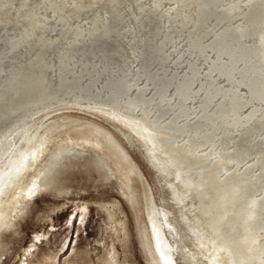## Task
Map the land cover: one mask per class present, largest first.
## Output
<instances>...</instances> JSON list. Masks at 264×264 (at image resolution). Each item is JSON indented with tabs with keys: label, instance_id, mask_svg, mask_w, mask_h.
I'll list each match as a JSON object with an SVG mask.
<instances>
[{
	"label": "bare ground",
	"instance_id": "obj_1",
	"mask_svg": "<svg viewBox=\"0 0 264 264\" xmlns=\"http://www.w3.org/2000/svg\"><path fill=\"white\" fill-rule=\"evenodd\" d=\"M252 1L251 3L254 2ZM259 1L255 8L261 7V11H264V0ZM43 2L48 4L44 13L48 19L42 22H29V28L40 32V35H30L23 28L13 24V27L17 28L16 47L8 53L7 58H2L10 74L6 78L0 77V152L6 143H11L12 147L7 152V154L10 152L8 156L0 159V230H7L12 226L13 217H18L28 200H31V196L40 193L44 188H56L53 183L41 184L38 176L43 167L52 164L54 168L59 169L62 163L71 162L72 158L80 156L81 154L72 147L76 143L88 144L97 150L105 149L114 159L116 154L120 169H125L128 176L129 169L130 171L132 169L115 135L103 125L92 120H79L71 115H61L48 121L52 117L51 112L42 115H39L42 112H36L39 111L40 105L65 99L77 88L65 85L58 92L53 87L55 80L49 82L46 78L50 80V75L55 76L56 80L63 79L62 77L75 63V53L85 52L83 48L86 46L77 43L83 42L84 39L91 40L95 34L101 37L99 29L103 26L99 15L90 14L92 9L88 11L79 9L73 14H65L62 9L53 7L57 0ZM124 2L131 7L136 0ZM156 2L161 6L159 19L161 26L168 27L169 15L179 14L175 21H171L176 25L171 31L188 33L189 37L195 35L203 23L207 24V30L212 28L213 24L216 26V23L223 25L218 32L220 35H216L218 39L236 28L242 29L243 35L247 36L246 26L253 24L257 19L256 14L253 17L250 14L248 0H212L215 4L212 8L200 7L202 0H156ZM3 3L9 7L0 11V19L5 21L18 19L20 12L18 0H3ZM162 5L167 9L163 10ZM189 11H192V14L186 15ZM178 18L180 19L177 20ZM86 20L90 23L84 25L79 22ZM154 20L157 19L153 17L147 21H140L133 18V21L128 23V28L133 32V29H136L135 25L139 24L143 28L139 29L144 30L145 25L148 27L149 21ZM47 55H53L55 62L46 60L44 56ZM233 55L243 57L242 52ZM40 77L44 79L41 81ZM123 81L107 79L101 83V89H96L97 91L93 90L94 83H87L83 85L85 94H80L84 99H76L79 104L75 105L95 112L113 126L115 122L119 123L121 127L127 129L128 135H135L140 139L151 167L170 177L177 200L191 201L190 229L197 252L207 257L208 264H251L250 256L255 254L258 259L260 258L258 264H264V240L260 246L255 245L259 232L264 231V153H251L253 159L250 165L238 167L243 159L241 156L246 153L241 150L240 145L239 148L235 143L229 145L224 134L222 136L218 129L209 126L198 127L190 122L187 123L190 131L182 142L177 141L175 137L185 127L184 121H181L179 114L165 116V110L167 111L169 107L172 109V106L177 109L191 98L188 86L178 85L174 92L177 103L170 104L172 95L164 94L162 91L170 85L169 81L162 82V89L156 88L150 96L142 93L143 91L131 94L130 86ZM85 100L88 102H81ZM25 125L29 127L20 137L8 142L14 131ZM206 141L218 144V151L212 150L204 155L197 153ZM45 156L48 157L45 159ZM30 173L33 175L30 176ZM136 176L144 186L141 175L137 173ZM125 189L129 190V180L126 181ZM122 194L136 204L130 192L123 191ZM147 201L150 202L148 199ZM245 202L249 203L247 209ZM240 219L247 224L249 221L250 226L253 224L252 227L257 231L256 236L251 234L248 238L250 244L247 247L242 242H245L244 239L237 238ZM151 222L154 223L153 220ZM155 230L154 235L157 234L158 227L157 231ZM158 236L154 238L156 243L154 252L158 264H175L172 261L174 256L171 258L169 251L164 250ZM161 250L163 254L160 252L162 255H157Z\"/></svg>",
	"mask_w": 264,
	"mask_h": 264
},
{
	"label": "rangeland",
	"instance_id": "obj_2",
	"mask_svg": "<svg viewBox=\"0 0 264 264\" xmlns=\"http://www.w3.org/2000/svg\"><path fill=\"white\" fill-rule=\"evenodd\" d=\"M253 1L250 14L252 17L255 14L258 17L261 7H255L260 1ZM142 2L143 0H136L137 5ZM162 7L163 10L167 9L165 5ZM190 14L192 11L186 15ZM178 15L175 13L169 15L168 27L161 26L159 20L147 22L146 40L136 41L137 33L145 31V29H137L136 25L133 32L124 33L125 37L131 36V40H104L98 34L92 35L91 40L84 39L83 42L77 43L86 46L83 48L85 52L75 53V63L62 77L63 79L56 80L55 76L50 75V80L46 78L49 82L55 80L53 87L57 91L65 85H73L72 87L77 86V88L73 89L65 99L40 105L39 111L36 112H42L39 115L51 112L52 117L48 121L61 115H71L79 120H92L103 125L115 135L132 169L131 171L129 169L128 176L125 169H120L116 154L114 159L105 149L97 150L88 144H74L72 147L81 154L80 156L72 158L71 162L59 164V169L54 168L52 164L43 167L38 176L41 184L53 183L56 188H44L40 193L31 196V200H28L18 217H13L12 226L7 230H0V264H3L5 257H7L6 264H158L155 256L156 243H154L156 235L160 236V242L164 250L169 251V256L171 258L174 256L172 261L175 264H201V262L208 264L207 257L197 252L190 229L191 201L177 200L170 177L151 167L148 154L140 139L135 135H128L127 129L121 127L119 123L115 122L113 126L95 112L75 105L79 104L76 99L82 98L80 94H85L83 85L94 83L93 90L97 91L96 89H101V83L107 79H123L124 84L130 86L131 94L143 91L142 93L148 96L152 95L156 88L161 90L162 82L169 81L170 85L162 91L164 94L172 95L170 104L177 103L174 95L177 86L187 85L189 93L192 94L191 98L184 101L177 109L172 106L173 110L170 107L165 110V116L179 114L181 121H184L185 127L175 137L177 141L182 142L190 131L187 126L190 122L198 127L209 126L218 129L222 136L224 134L229 145L235 143L238 148L240 145L241 150L246 153L241 156L243 159L238 167L250 165L253 159L251 153H264V133L254 130L253 135L246 138L243 143L236 140L233 135L234 132H239L240 125L264 126V107L257 103L243 110L230 111L226 108V103L229 102L230 96L234 95L231 89L225 91L217 87L215 94L211 91L210 85H219L224 81V75L215 71L216 64L222 63V52L218 47L208 44L205 36L210 33L211 37H215L213 41L215 43L219 40L216 35L223 25L216 23V26L213 24L212 28L207 30V24L203 23L195 34L199 37L198 42L189 40L185 43L181 39L184 33L171 31L172 28H176L172 22ZM79 22L84 25L90 23L87 20ZM91 44L94 45L90 46ZM44 57L50 62H55L53 55ZM236 57L233 55L234 60ZM42 79L44 78L40 77L41 81ZM225 88H227L226 84ZM28 127L29 125H25L17 128L8 142L20 137ZM10 145L11 143H6L3 146L0 152L1 160L10 153L7 154L12 147ZM217 148L218 144L206 141L197 153L204 155L212 150L218 151ZM47 157L45 156V159ZM247 160L249 162H246ZM137 173L141 175L144 186L137 178ZM32 175L33 173H30V176ZM125 180H129V190L125 189ZM123 191L130 192L136 204L125 198ZM245 205L247 209L249 203L245 202ZM83 206L87 210L81 217ZM152 220L154 223L151 222ZM240 222L237 238L244 239L245 242H242L247 247L250 244L248 238L251 234L256 236L257 231L252 227L253 224L250 226L249 221L247 224L240 219ZM154 230L157 231L156 235ZM259 233L255 245L260 246L264 240V231ZM70 240L72 250L61 260V253ZM160 252L162 253V250L158 251L157 255L163 254ZM250 257L251 264L259 263L260 258L258 259L256 254ZM200 258L204 260L201 261Z\"/></svg>",
	"mask_w": 264,
	"mask_h": 264
},
{
	"label": "snow or ice",
	"instance_id": "obj_3",
	"mask_svg": "<svg viewBox=\"0 0 264 264\" xmlns=\"http://www.w3.org/2000/svg\"><path fill=\"white\" fill-rule=\"evenodd\" d=\"M248 3L251 7V0H248ZM17 6L20 7L18 19L14 21L0 19V77L4 78L10 72L7 65L3 64L2 58H7L8 53L16 47L15 33L17 28H14L13 24L18 28H23L30 35L39 36L40 32L29 28V22H42L48 19L44 15L48 4L44 3L43 0H31V2L29 0H18ZM214 6L212 0H202L200 3V7L212 8ZM5 7H9V5H5L3 0H0V11ZM53 7L62 9L65 14H73L79 9L85 11L92 9L90 14L99 15L103 21V26L99 29L102 39L123 40L126 38L130 40L131 36H124V33L132 32V29L128 28V23L132 22L133 18L147 21L155 17L159 20L161 6L156 0H143L139 5L132 3L131 7L124 0H96V2H89V0H57ZM73 19H75L74 15ZM6 25L7 27H5ZM246 27H248L247 36H244L243 30L239 28L229 30L215 43H213L215 37H211L210 33L205 36L208 44L218 47L222 52V63L216 64L215 71L224 75V81L219 85H210L212 94H215L217 87L225 91L230 88L234 93L230 96L229 102L226 103V108L230 111L243 110L257 103L264 107V11L260 12L253 24ZM136 28L139 29L140 25L137 24ZM147 35V26L145 25V31L137 33V40H146ZM181 39L185 43H188L189 40L198 42L199 37L196 35L189 37L188 33H185ZM241 52L243 57L237 56L234 60L233 54ZM225 84L227 88H225ZM192 87H195V85H192ZM254 130L264 133V126L252 125L248 127L240 125L239 132H234L233 135L236 140L243 143L246 138L253 135ZM71 250L72 241L70 240L67 246L64 247L60 259L63 260L64 256H67ZM6 258H4L3 264H6Z\"/></svg>",
	"mask_w": 264,
	"mask_h": 264
},
{
	"label": "flooded vegetation",
	"instance_id": "obj_4",
	"mask_svg": "<svg viewBox=\"0 0 264 264\" xmlns=\"http://www.w3.org/2000/svg\"><path fill=\"white\" fill-rule=\"evenodd\" d=\"M87 208L85 206L82 207L81 209V217L84 216V213L86 212Z\"/></svg>",
	"mask_w": 264,
	"mask_h": 264
}]
</instances>
